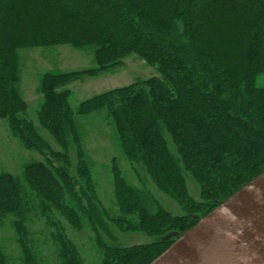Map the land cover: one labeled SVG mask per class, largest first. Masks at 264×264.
<instances>
[{
  "label": "trees",
  "instance_id": "16d2710c",
  "mask_svg": "<svg viewBox=\"0 0 264 264\" xmlns=\"http://www.w3.org/2000/svg\"><path fill=\"white\" fill-rule=\"evenodd\" d=\"M59 45L89 51L93 63L41 78L36 118L54 148L26 117L17 52ZM129 57L158 76L72 110L70 83L112 73ZM102 110L132 173L143 172L181 216L164 210L142 179L131 183L115 164L112 206H103L74 118ZM0 120L43 157L25 162L19 174L0 169V229L11 232L21 264H37L29 239L34 213L50 231L56 264H84L67 231L91 235L100 254L95 264H149L175 241L171 234L187 231L194 216H205L264 172V0H0ZM184 172L197 183L201 202L189 196ZM111 228L156 241L107 244L102 236L115 241ZM0 264H14L2 242Z\"/></svg>",
  "mask_w": 264,
  "mask_h": 264
},
{
  "label": "rangeland",
  "instance_id": "374dc122",
  "mask_svg": "<svg viewBox=\"0 0 264 264\" xmlns=\"http://www.w3.org/2000/svg\"><path fill=\"white\" fill-rule=\"evenodd\" d=\"M93 56L89 51L75 49L69 45H59L49 48H27L17 52L18 69V93L24 102L27 111L26 117L36 126L41 136L57 148L50 136L40 127L36 113L43 102V95L39 92L41 78L45 74L52 72L73 73L82 72L92 66ZM155 68L146 65L143 61L135 57H129L123 64L112 73H105L99 76H84L78 78L67 86L70 92L69 104L73 111H77L79 104L90 98L103 94L107 91L127 86L136 81L147 80L157 77ZM78 129L79 143L83 150L84 161L90 171L91 180L95 192L101 203L106 208H111L113 201V188L111 180V167L117 165L126 180L136 184L138 179H142L146 188L167 212L181 216V212L176 202L167 195L160 192L143 172L139 171L135 176L129 168L123 153L121 152L113 131L106 120V112L94 111L85 115H75ZM167 146L170 152L177 155L176 149L170 138L165 135ZM71 164V173L75 174L78 154L76 144H72L68 150ZM32 159L43 160V157L34 152L26 150L21 143L14 138L7 123L0 120V169L19 174L21 166ZM186 188L189 196L197 202L199 198V187L195 180L184 172ZM38 213L31 216L29 224L30 240L33 242V252L37 264H56L55 254L50 241V231L46 229L43 220ZM198 216H194L196 221ZM112 229L115 241L110 242L103 236V241L107 244H118L122 247L133 245L150 244L156 239L149 238L138 233H122ZM69 237L80 247V253L84 264H95L100 254L97 246L90 240L89 233L77 234L67 231ZM175 234V233H173ZM173 234H171L172 237ZM177 234V233H176ZM11 232L9 229H0V243L4 244L5 250L14 264H21L19 254L15 251V243L11 242ZM15 258V259H14Z\"/></svg>",
  "mask_w": 264,
  "mask_h": 264
},
{
  "label": "water",
  "instance_id": "95a60500",
  "mask_svg": "<svg viewBox=\"0 0 264 264\" xmlns=\"http://www.w3.org/2000/svg\"><path fill=\"white\" fill-rule=\"evenodd\" d=\"M173 236L149 264H264V172Z\"/></svg>",
  "mask_w": 264,
  "mask_h": 264
}]
</instances>
